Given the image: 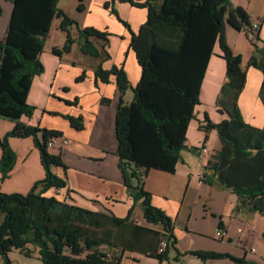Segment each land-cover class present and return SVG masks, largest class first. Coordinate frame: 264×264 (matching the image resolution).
<instances>
[{
	"label": "trees",
	"instance_id": "trees-1",
	"mask_svg": "<svg viewBox=\"0 0 264 264\" xmlns=\"http://www.w3.org/2000/svg\"><path fill=\"white\" fill-rule=\"evenodd\" d=\"M10 1L13 12L6 37L0 41V117L13 120L16 125L0 136V171L2 179L7 178L17 159L9 138L32 136L46 176L27 194L0 192V254L6 264H12L9 252L13 249L26 257L36 256L43 264H106L108 257L99 248L112 246L115 228L133 222L134 206L125 217H119L110 210L93 211L47 196L49 189L68 186L66 175L54 172L57 167L67 166L61 155L51 153L48 146V140L62 137V132L20 121L35 110L27 98L34 77L45 70L41 53L55 17L62 18L60 28L66 32L76 21L58 7L59 0ZM116 1L148 10L145 23L138 32H132L131 47L142 74L133 88V100L126 103L121 99L118 106L117 155L123 183L134 203L141 202L144 218L148 223L161 224L169 240L163 253L150 255L162 261L177 239L172 218L153 204L144 179L151 170L175 173L182 151L188 148V127L200 104L201 87L216 42L226 62V80L217 105L228 118L216 124L208 119V124L201 126L206 131L205 140L209 131L215 129L221 142V148L206 165L204 182L215 179L237 195L241 207L264 218V125L256 127L244 120L239 96L246 83V71L242 56L234 53L225 37L227 24L244 30L251 26V20L246 10L234 6L231 0H106L115 15ZM125 25L129 27L126 22ZM96 40L106 45L109 33L95 27L79 29L77 41L84 53L101 55ZM260 41L256 35L247 64L263 73L264 102V42L259 45ZM73 42L68 34L63 47L52 51L55 55L68 53ZM95 75L103 82L115 76L122 93L131 87L126 72L116 65L110 70L98 65ZM66 118L77 130L83 129L82 116ZM202 148L204 144L193 150ZM187 253L203 259L208 255L202 251Z\"/></svg>",
	"mask_w": 264,
	"mask_h": 264
},
{
	"label": "crops",
	"instance_id": "crops-1",
	"mask_svg": "<svg viewBox=\"0 0 264 264\" xmlns=\"http://www.w3.org/2000/svg\"><path fill=\"white\" fill-rule=\"evenodd\" d=\"M61 2L62 0L58 7L78 22L76 30L77 27H95L108 32L109 41L104 45L102 41L96 40V45L102 50L98 57L84 53L78 41L72 45L70 52L55 55L52 49L63 47L66 37L61 33L59 39L54 41L53 35L49 34V47H45L41 53L45 70L34 77L27 98L35 110L32 116L23 115L20 121L26 125L61 131L69 140L67 145L58 141L54 147H49L51 153L61 155L67 166V169L57 167L54 172L60 176L66 175L68 186L49 189L45 194L93 211L110 210L119 217H125L134 206V211L139 214L137 219L133 218V222H126L115 228L113 245H103L99 249L106 255L110 254L106 264H137L144 259H156L150 255L158 254L160 241L164 237L163 226L147 222L142 206L134 203L124 185L119 168L116 136V114L120 101L123 99L130 103L133 100V88L142 74L136 52L131 47L132 32H138L145 23L148 10L129 2L116 1L113 6L118 12L117 17L112 13L111 7L106 6V0H73L75 8H70L67 4L61 6ZM231 2L246 10L251 23L260 22L257 35L261 40L259 45H262L264 0ZM81 3L82 9H79ZM0 4V41H3L14 5L10 0H1ZM56 25L60 32H64L59 21ZM71 35L77 37L78 31L72 30ZM225 37L234 53L242 56V66L246 71V83L239 96V107L244 120L256 127H263V73L247 64L255 37L247 29L237 30L229 24L225 28ZM221 53L219 42H216L201 87L200 104L196 106L195 118L188 127V148L182 151L175 173L151 170L144 179V187L151 193L153 204L173 219L177 242L168 249V257L162 264H183L187 257L193 258L191 254H181L193 249L188 243L191 234L205 231L204 225L191 226L193 216H196L195 220L201 217L207 219L206 210L198 215L195 213L197 208L208 209L217 215L213 218V225L217 230H224L230 237L237 230L235 225L240 228L245 224L244 221L237 220V217L247 221V214L254 213L241 207L237 195L215 179L212 183L204 182L206 165L212 154L221 148V142L215 129L209 131L205 140L206 131L201 126L207 125L208 119L216 124L228 118V114L219 111L217 105V97L226 80V62ZM98 65H102L105 70H110L114 65L122 68L131 87L122 93L115 76H111L109 82L97 79L95 71ZM105 98L109 101L103 102ZM68 115L82 116L83 129L74 128L66 118ZM15 125V121L0 117V136H5ZM9 144L17 159L7 178L2 179L0 171V192L27 194L37 181L46 176L40 151L32 136L10 137ZM203 144L206 151L193 150ZM1 155L0 147V159ZM2 219L0 217V221ZM0 264H6L1 254Z\"/></svg>",
	"mask_w": 264,
	"mask_h": 264
},
{
	"label": "rangeland",
	"instance_id": "rangeland-1",
	"mask_svg": "<svg viewBox=\"0 0 264 264\" xmlns=\"http://www.w3.org/2000/svg\"><path fill=\"white\" fill-rule=\"evenodd\" d=\"M66 4L70 8L76 7V3H73V0H62L61 6L66 5ZM70 8L69 10H71ZM116 16L119 17V15H116ZM54 20L55 21L53 24V29L50 31V35H53L52 39H54V41H57L59 39L58 38L59 34L64 33L66 37L65 39V42H66L67 36L68 34L70 35L72 34V30L78 31V35H79V29H82L80 27H77V30H76L75 25H78V22L75 19H73L76 21V23L72 24L69 27V31L66 32L63 30L64 32H60L61 30H58L59 28L57 29L56 24H57V21L61 23L62 18L55 17ZM121 21L125 24V21L123 19H121ZM128 28H130V26ZM78 35L77 37H74L73 35H71V37L73 36L72 38L74 39V42L72 43V45L75 42H77ZM49 36L44 42V48L49 47V44L51 42V38H49ZM137 203H140L141 205L140 201ZM204 210H206L205 214L207 216V219H203L201 217V219L199 218V220H195L196 216H193V221L191 223V226L204 225L203 230L205 231L198 232L196 234H191V239L188 240V243H189V246L193 248V249H189L190 251H195V252L202 251L203 253H206L208 255L205 256L204 259L198 256H195V255H192L193 258L187 257L186 261H184L183 264H264V218L258 212L247 214V217H248L247 221L243 220L240 217H237V220L241 222L244 221L245 224H243L239 228L238 225H235V223H233V226L235 225V229H237L234 235L230 237L226 233L224 239L220 240L215 236L217 229L215 225H213L214 224L213 218L214 216L216 217L217 215L209 212L208 209H202L201 207L197 208L195 210V213L200 215L204 212ZM237 210H238V207L235 209V212ZM132 215H133V218L137 219L139 214L137 211H134L133 209ZM172 222H173V219H172ZM242 230H245V231L242 232ZM254 247L256 248L255 251L253 250ZM189 250L186 251L185 253H182L181 255L189 254L187 253L189 252ZM212 254H214V256H211ZM9 258L12 264H42V262L38 260L36 256L26 257L25 255L21 254L16 249H13L11 252H9ZM165 261L166 260L161 261L157 258L156 259L148 258V259L139 261V263L137 264H162Z\"/></svg>",
	"mask_w": 264,
	"mask_h": 264
},
{
	"label": "built area",
	"instance_id": "built-area-1",
	"mask_svg": "<svg viewBox=\"0 0 264 264\" xmlns=\"http://www.w3.org/2000/svg\"><path fill=\"white\" fill-rule=\"evenodd\" d=\"M259 28H260V22H254V23H251V26H250L249 28H247V31H248L253 37H255V36L257 35V32L259 31ZM58 141L61 142L62 145H67V144L69 143V140H68L66 137H64V136L59 137V138H57V137H51V138L48 140V146H49V147H54ZM202 149H203L204 151H206L205 148H202ZM202 149H201V150H202ZM225 234H226L225 231L222 230L221 228H219V229L216 231L215 236H216L218 239L222 240V239H224ZM168 245H169V240H168L167 236H164V237L161 239V241H160L158 254L163 253V252L167 249ZM107 257L110 258V254H107ZM108 258H107V259H108Z\"/></svg>",
	"mask_w": 264,
	"mask_h": 264
}]
</instances>
